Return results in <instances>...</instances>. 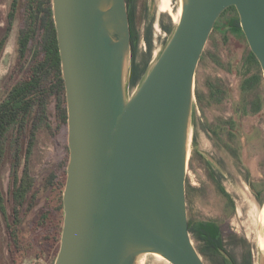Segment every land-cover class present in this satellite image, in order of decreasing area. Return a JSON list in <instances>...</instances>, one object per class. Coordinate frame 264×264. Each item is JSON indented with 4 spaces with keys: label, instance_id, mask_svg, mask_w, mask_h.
<instances>
[{
    "label": "water",
    "instance_id": "obj_1",
    "mask_svg": "<svg viewBox=\"0 0 264 264\" xmlns=\"http://www.w3.org/2000/svg\"><path fill=\"white\" fill-rule=\"evenodd\" d=\"M52 5L70 149L54 264H143L148 254L206 264L187 209L196 71L219 17L234 5L264 77V0H180L179 20L134 88L127 0ZM259 230L263 236L262 222Z\"/></svg>",
    "mask_w": 264,
    "mask_h": 264
},
{
    "label": "trees",
    "instance_id": "obj_2",
    "mask_svg": "<svg viewBox=\"0 0 264 264\" xmlns=\"http://www.w3.org/2000/svg\"><path fill=\"white\" fill-rule=\"evenodd\" d=\"M127 2L132 31L131 88H134L150 64L154 32L150 21L146 26L149 51L138 60L142 37L138 28V0ZM163 17L168 22H161L162 27L170 34L174 23L170 15ZM7 18L8 29L18 21V55L0 93V264H33L51 256L54 264L64 224L63 192L70 149L66 87L52 0H12ZM214 30L220 31L225 41L238 35L246 40L234 5L222 13ZM246 44L239 67L243 76L242 97L249 113H256L263 102L264 77L247 40ZM42 139L55 142L60 152L58 159L49 160L45 156ZM196 153L205 159L219 191L231 200L221 183L223 174L202 152ZM257 196L261 197V193ZM189 227L204 243L201 253L211 256L216 264H254L250 249L241 262L228 253L218 221L189 220Z\"/></svg>",
    "mask_w": 264,
    "mask_h": 264
},
{
    "label": "rangeland",
    "instance_id": "obj_3",
    "mask_svg": "<svg viewBox=\"0 0 264 264\" xmlns=\"http://www.w3.org/2000/svg\"><path fill=\"white\" fill-rule=\"evenodd\" d=\"M11 2L12 0H0V93L15 67L18 55V21L16 20L12 28L8 29L7 15ZM160 2L161 0H138V28L142 35L138 60L142 58L144 52L149 51L146 26L150 21L153 23L154 32L150 62L159 55L169 37L162 27L161 22H168L163 15H170L171 21L176 23L170 13L159 9ZM171 4L173 10L177 12L180 8V0H171ZM246 46L243 36L238 35L225 41L221 32L214 30L199 62L195 92L200 88L208 94L207 81L212 80L229 88L230 96L226 101L212 106H202L196 97L191 153L186 177L187 209L189 220L214 219L222 225L224 247L238 262H241L243 254L250 249L255 264H259L260 257L264 255V235L262 236L259 230V224L262 222L264 234V102L260 112L249 116H241L235 111L240 100L241 82L237 70L241 52ZM262 97H264V82ZM231 117L237 119V139L232 143L237 145L239 142V150L227 147L211 129L215 124L229 120ZM65 137L62 136L63 139ZM41 149L49 160L60 157L55 142L52 144L49 140L42 139ZM196 151L207 153L214 161L211 162L212 166L217 171L223 172H221L223 174L221 183L231 200L219 191L217 181L209 174L205 159ZM248 178L260 190L261 197L248 186ZM192 238L200 252L205 249L203 241L193 234ZM202 255L206 264H216L211 256L203 253ZM52 258L53 256L49 259L35 260L33 264H51ZM143 264L171 263L164 258L148 254Z\"/></svg>",
    "mask_w": 264,
    "mask_h": 264
},
{
    "label": "flooded vegetation",
    "instance_id": "obj_4",
    "mask_svg": "<svg viewBox=\"0 0 264 264\" xmlns=\"http://www.w3.org/2000/svg\"><path fill=\"white\" fill-rule=\"evenodd\" d=\"M220 19V17H219ZM203 56V54H202ZM202 58V57H201ZM241 59V56H240ZM240 63V62H239ZM239 67L240 65H238V70H237V74L239 76H241V82H240V100H239V104L236 108V112L241 115V116H249L255 113H249V109L248 107L244 104L243 102V97H242V80H243V76L240 74L239 72ZM207 85H208V94L204 93V90L202 89H198L196 91V97L199 101V103L204 106H212L214 104H219L222 103L224 101H226L227 99H229L230 96V89L226 88L224 85L222 84H218V82H213L212 80L207 81ZM263 102H264V97H263ZM263 102H262V106L260 111L263 109ZM258 111V112H260ZM256 112V113H258ZM236 124H237V119L234 117H231V119L229 120H223L222 122H219L217 124H215V126H213L212 132L215 134L216 137L220 138V140H223L227 147L233 149V150H239L240 148V144L239 142H237V145H233L232 142H235V140L237 139V131H236ZM208 130V128H207ZM210 131V130H208ZM237 155V154H236ZM250 178H248V183H250ZM255 194L259 195L261 192L260 190L257 189V186H255ZM252 252V250H251ZM253 255V253H252ZM254 259V256H253ZM254 264H255V260H254Z\"/></svg>",
    "mask_w": 264,
    "mask_h": 264
},
{
    "label": "bare ground",
    "instance_id": "obj_5",
    "mask_svg": "<svg viewBox=\"0 0 264 264\" xmlns=\"http://www.w3.org/2000/svg\"><path fill=\"white\" fill-rule=\"evenodd\" d=\"M159 9L162 11V12H168L170 13L174 20L177 22L179 20V17L181 15V6L179 8V10L177 12H175L173 10V6L171 4V0H161L160 2V5H159ZM145 54V53H144ZM146 57V56H145ZM249 186V185H248ZM155 256L157 257H161L160 255L156 254ZM162 258V257H161Z\"/></svg>",
    "mask_w": 264,
    "mask_h": 264
}]
</instances>
